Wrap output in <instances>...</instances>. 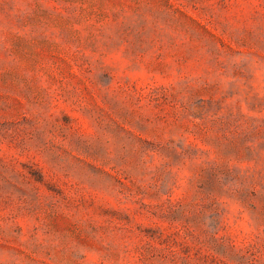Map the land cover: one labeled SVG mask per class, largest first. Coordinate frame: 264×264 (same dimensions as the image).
Instances as JSON below:
<instances>
[{"label": "rangeland", "instance_id": "obj_1", "mask_svg": "<svg viewBox=\"0 0 264 264\" xmlns=\"http://www.w3.org/2000/svg\"><path fill=\"white\" fill-rule=\"evenodd\" d=\"M0 264H264V0H0Z\"/></svg>", "mask_w": 264, "mask_h": 264}]
</instances>
